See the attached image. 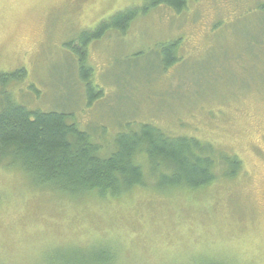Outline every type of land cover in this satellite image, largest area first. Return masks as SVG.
Listing matches in <instances>:
<instances>
[{
    "label": "rangeland",
    "instance_id": "1",
    "mask_svg": "<svg viewBox=\"0 0 264 264\" xmlns=\"http://www.w3.org/2000/svg\"><path fill=\"white\" fill-rule=\"evenodd\" d=\"M144 1L0 0V71L27 70V86L44 94L28 91L27 103L75 111L104 152L118 132L148 122L211 145L219 161L237 158L240 170L217 166L202 188H159L139 155L143 186L73 200L1 163L0 264H44L56 248L94 243L116 248L120 264H264V30L254 9L264 0L159 7L90 44L93 90L76 84L77 57L64 44ZM168 42L178 43V62L165 68L159 47Z\"/></svg>",
    "mask_w": 264,
    "mask_h": 264
},
{
    "label": "trees",
    "instance_id": "2",
    "mask_svg": "<svg viewBox=\"0 0 264 264\" xmlns=\"http://www.w3.org/2000/svg\"><path fill=\"white\" fill-rule=\"evenodd\" d=\"M191 1L145 0L142 6L126 8L70 39L72 41L64 46L70 55L77 57L76 84L81 81L86 90H93V70L86 61L90 44L112 32L125 33L134 21L159 7L181 13ZM254 9L261 14L257 22L264 30V3L260 2ZM178 47L177 42L160 45L165 68L178 62ZM27 77L25 69L0 71V164L20 167L44 190L73 200L86 196L120 197L145 184V172L137 162L139 155L148 159L149 173L156 180V186L166 189L206 187L216 178L217 166L225 167L228 176L241 168L235 157H220L219 161L211 145L193 137L167 134L148 122L131 124L125 131L118 132L110 143L111 148L104 152L92 131L81 129L75 111L37 107L32 101L28 104L25 97L28 91L34 100L44 98V94L36 84L27 86ZM22 84L24 103L10 89H20L18 86ZM99 94L102 95L101 91ZM98 99L87 100V104ZM115 249L100 243L59 247L49 253L47 259L45 256L44 264H120L119 251ZM203 258L199 264H237L214 257Z\"/></svg>",
    "mask_w": 264,
    "mask_h": 264
}]
</instances>
